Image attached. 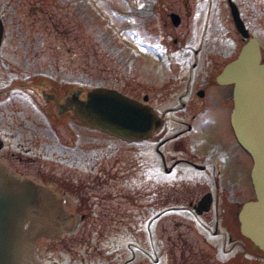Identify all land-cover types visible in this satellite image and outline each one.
Segmentation results:
<instances>
[{"label":"flooded vegetation","instance_id":"1","mask_svg":"<svg viewBox=\"0 0 264 264\" xmlns=\"http://www.w3.org/2000/svg\"><path fill=\"white\" fill-rule=\"evenodd\" d=\"M222 2L228 25L219 28L220 33L215 34V23L208 33L210 17L202 32L200 25L198 33L191 29L183 41L175 36V58V51L156 41L157 50L150 51L164 69L154 85L158 92L146 90L138 96L125 92L155 111L160 125L150 135L128 140L100 129L110 138L90 134L85 145L67 144L61 137V144L42 148L47 158L57 153L58 161L53 162L42 160L35 148L23 147L22 142L14 141L4 151L5 136L0 135V159L20 174L51 184L74 212L71 226L39 237L35 245L39 264H264V249L242 231L239 217L243 203L256 197L253 158L231 123L233 83L217 79L250 35L258 37L264 60V0ZM231 2L248 35L237 27ZM0 18L1 52L6 30L1 11ZM258 26L261 33L256 32ZM21 68L32 74L12 80ZM38 69L43 70L35 73L43 76H33L31 67H13L0 84V96L8 102L31 99L40 104L42 115L31 120L41 123L43 130L47 126L42 117L54 122L68 117L83 124L62 104L73 94L85 97L87 89L98 84L74 81L66 86L45 68ZM25 122L10 121L6 127L21 129ZM31 167L33 172L28 171ZM68 233L81 235L56 243ZM42 238L46 240L39 247Z\"/></svg>","mask_w":264,"mask_h":264},{"label":"rangeland","instance_id":"2","mask_svg":"<svg viewBox=\"0 0 264 264\" xmlns=\"http://www.w3.org/2000/svg\"><path fill=\"white\" fill-rule=\"evenodd\" d=\"M147 2L152 5L151 10L140 8ZM203 8L205 13L201 11ZM249 8L245 6L247 11ZM0 11L6 21L5 41L0 52V84L7 81L13 67L27 66L33 69V76H43L35 71L45 68L47 74L66 86L74 81L107 84L136 96L146 90L152 93L159 90L154 85L162 79L164 69L163 62L151 52L157 50L156 41L161 40L165 49L175 51V58L178 55V42L173 43L175 36L183 41L191 29L198 33L200 25L202 32L210 17L208 33L213 23L215 34L228 25L224 20L226 11L222 0H0ZM171 11L180 14L178 25L173 24ZM256 32H262L259 26ZM26 53L29 57L24 56ZM31 74L21 68L12 80L28 78ZM4 99L1 95L0 135L5 136L4 151L11 149L14 141L22 142L23 147L35 148L42 160L53 162L58 161L57 153L47 158L42 148L57 146L61 137L73 145L87 144L90 134L98 135L99 139L110 138L98 127L79 125L68 117L59 122L42 117L43 126H47V130H43L41 123L31 120L35 115H42L40 104H32L31 99L14 102ZM19 120L26 121V126L14 130L6 127L10 121ZM71 204L74 206L76 202ZM162 220L167 222V219ZM79 235L64 234L56 243ZM163 238L166 242V234ZM45 240H40L39 247Z\"/></svg>","mask_w":264,"mask_h":264},{"label":"water","instance_id":"3","mask_svg":"<svg viewBox=\"0 0 264 264\" xmlns=\"http://www.w3.org/2000/svg\"><path fill=\"white\" fill-rule=\"evenodd\" d=\"M231 4L237 27L248 35L236 4ZM170 17L173 24L180 22L178 12L171 11ZM2 35L0 18V43ZM217 79L233 83L231 123L253 158L256 197L246 200L239 211L241 229L264 249V60L256 35L248 36ZM62 106L83 124L128 140L148 136L160 125L150 104L106 85L89 87L85 97L73 94ZM73 222L74 212L51 184L20 174L0 159V264H39L35 256L39 237L56 235Z\"/></svg>","mask_w":264,"mask_h":264},{"label":"trees","instance_id":"4","mask_svg":"<svg viewBox=\"0 0 264 264\" xmlns=\"http://www.w3.org/2000/svg\"><path fill=\"white\" fill-rule=\"evenodd\" d=\"M140 8H142V9H148V10H151L152 9V7H151V5L147 2V3H145L144 5H142ZM145 11V10H144ZM157 38V37H156Z\"/></svg>","mask_w":264,"mask_h":264}]
</instances>
